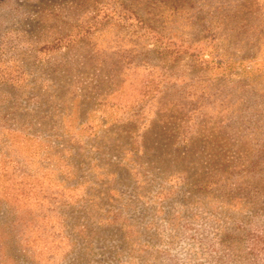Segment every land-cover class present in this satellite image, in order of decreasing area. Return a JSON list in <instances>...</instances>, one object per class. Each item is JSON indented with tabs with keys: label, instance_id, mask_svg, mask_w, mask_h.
Returning <instances> with one entry per match:
<instances>
[{
	"label": "rangeland",
	"instance_id": "obj_1",
	"mask_svg": "<svg viewBox=\"0 0 264 264\" xmlns=\"http://www.w3.org/2000/svg\"><path fill=\"white\" fill-rule=\"evenodd\" d=\"M0 264H264V0H0Z\"/></svg>",
	"mask_w": 264,
	"mask_h": 264
}]
</instances>
